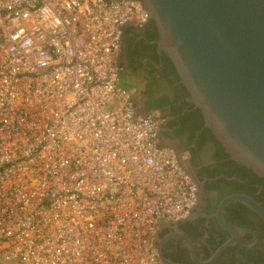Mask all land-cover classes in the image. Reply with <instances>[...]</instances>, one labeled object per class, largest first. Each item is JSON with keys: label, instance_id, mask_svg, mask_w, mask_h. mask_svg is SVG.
<instances>
[{"label": "built area", "instance_id": "built-area-1", "mask_svg": "<svg viewBox=\"0 0 264 264\" xmlns=\"http://www.w3.org/2000/svg\"><path fill=\"white\" fill-rule=\"evenodd\" d=\"M142 0H0V264H163L199 184L118 57Z\"/></svg>", "mask_w": 264, "mask_h": 264}, {"label": "flooded vegetation", "instance_id": "flooded-vegetation-1", "mask_svg": "<svg viewBox=\"0 0 264 264\" xmlns=\"http://www.w3.org/2000/svg\"><path fill=\"white\" fill-rule=\"evenodd\" d=\"M158 39L154 19L125 27L120 60L136 77L137 111L163 116L159 142L176 151L199 184L189 217L164 224L156 235L163 264H264V214L256 209H264V177L233 159L206 125Z\"/></svg>", "mask_w": 264, "mask_h": 264}, {"label": "water", "instance_id": "water-1", "mask_svg": "<svg viewBox=\"0 0 264 264\" xmlns=\"http://www.w3.org/2000/svg\"><path fill=\"white\" fill-rule=\"evenodd\" d=\"M142 1L206 125L264 177V0Z\"/></svg>", "mask_w": 264, "mask_h": 264}, {"label": "crops", "instance_id": "crops-1", "mask_svg": "<svg viewBox=\"0 0 264 264\" xmlns=\"http://www.w3.org/2000/svg\"><path fill=\"white\" fill-rule=\"evenodd\" d=\"M120 58H121V53H120V55L118 57V66H119V70H120V75H121L123 86L125 88L130 89V90L133 91L134 98H135V101H136V97L140 94L139 88L136 85L137 84L136 77H135V75L133 73H129V74L125 73V71H124L125 69L122 67V62H121ZM140 113L143 114L142 112H140ZM165 224H167V223H165Z\"/></svg>", "mask_w": 264, "mask_h": 264}]
</instances>
